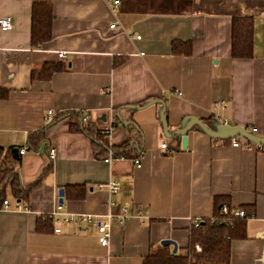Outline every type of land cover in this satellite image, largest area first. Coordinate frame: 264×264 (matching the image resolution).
Segmentation results:
<instances>
[{
	"label": "crops",
	"instance_id": "1",
	"mask_svg": "<svg viewBox=\"0 0 264 264\" xmlns=\"http://www.w3.org/2000/svg\"><path fill=\"white\" fill-rule=\"evenodd\" d=\"M261 1L232 0L214 11L202 0H0V18L11 23L0 27V90L6 91L0 146H25L12 167L20 183L32 184L16 199L9 179L3 181L8 205L0 202V264H140L164 238L184 253L190 224L212 216L215 197L252 212L245 236L230 240L229 264H264V149L254 142L231 146L228 138L196 129L186 132L181 148L161 134L158 104L118 109L139 132L114 115L120 105L159 97L169 128L184 115L206 120L217 113L227 123L255 126L264 137ZM33 2L48 3L52 14L50 37L36 46L29 38ZM233 5L252 14L250 56H230ZM55 64L46 77L30 74ZM32 131L42 133L41 151V144L27 143ZM131 139L136 145L128 143L126 156L106 149ZM109 180L118 181L117 192L98 186ZM121 206L127 215L118 222ZM106 213L112 215L103 245L93 225L60 219L90 214L105 220Z\"/></svg>",
	"mask_w": 264,
	"mask_h": 264
},
{
	"label": "trees",
	"instance_id": "2",
	"mask_svg": "<svg viewBox=\"0 0 264 264\" xmlns=\"http://www.w3.org/2000/svg\"><path fill=\"white\" fill-rule=\"evenodd\" d=\"M211 10H221L226 8L224 0H210ZM208 4V3H207ZM215 6H222L215 8ZM232 6L230 11V56H250L252 37V14L240 13ZM256 8L264 9V1L256 4ZM207 9V8H206ZM51 7L46 2H33L31 5V18L29 28L30 43L33 46L49 39L51 24ZM177 41L172 42L171 49L176 51ZM189 51V43L186 42L184 53ZM46 73L42 70L32 69V77H46L51 71L57 69L59 65H45ZM6 91L0 90V97H4ZM45 140L40 131L30 132L27 136L28 145L36 148ZM101 145H103L100 142ZM17 147L0 146V202L3 200V187L9 179L12 194L16 199L25 197L32 184L23 185L18 181L17 172L13 171V165L18 162V157L13 155L12 149ZM128 140L121 145L110 149L111 156H126ZM224 205L226 211H222L220 206ZM241 208L243 215L232 214V208ZM252 212L245 206H231L223 198H214V210L210 218L198 220L197 226L193 223L188 228V238L184 253L171 252L169 245L157 244L152 247L141 258L140 264H229L230 261V240L245 236V220ZM198 243L200 249L196 250L194 245Z\"/></svg>",
	"mask_w": 264,
	"mask_h": 264
},
{
	"label": "water",
	"instance_id": "3",
	"mask_svg": "<svg viewBox=\"0 0 264 264\" xmlns=\"http://www.w3.org/2000/svg\"><path fill=\"white\" fill-rule=\"evenodd\" d=\"M149 104H158L157 115L160 124L161 134L168 139L174 137L176 140L180 142L181 148H184L186 146V132L189 129L199 130L207 134L208 136L217 139H226L238 135L246 138L248 141L264 145V137L260 136L255 132L249 131L245 126L240 124H230L227 122H221L218 121L217 119L202 120L201 118H198L193 115H184L182 116V118L179 120L178 124L175 127L169 128L165 113V103L164 100L159 97L148 98L138 104L126 103L120 105L116 108L114 115L122 125L127 126L130 124L135 130L139 132L138 128L136 127V125L132 120L130 119L123 120L119 116L118 109L120 107H127L134 110V109L143 108ZM134 142L135 141L132 139L128 141L130 145L134 144L135 146L136 144ZM42 145L43 144H41V147L39 149L40 151L42 150ZM12 152L13 155L16 157L17 156L16 148H13ZM62 192H63L62 187H59L57 190V194H58L57 201L59 203L62 202ZM218 206H220V204ZM159 243L162 245H171V252L176 251V242L170 238L161 239L159 240Z\"/></svg>",
	"mask_w": 264,
	"mask_h": 264
},
{
	"label": "built area",
	"instance_id": "4",
	"mask_svg": "<svg viewBox=\"0 0 264 264\" xmlns=\"http://www.w3.org/2000/svg\"><path fill=\"white\" fill-rule=\"evenodd\" d=\"M117 2H118V0H112L113 5H116ZM113 25H114L113 23L109 24L110 27ZM0 27L2 29H9L11 27V23H10V20L8 17L0 18ZM57 55L59 57H64L65 52L64 51H58ZM216 105H219V102H216ZM50 113H51V110H47L46 118H49ZM215 116L217 117V119L219 121L225 122V118H223L220 114L215 113ZM255 129H256L255 126L248 128V130L251 132H255ZM107 131H108V127H104V132H107ZM228 140H229V143L231 146H239L240 144L244 145V144H250L251 143V141H248L246 138H244V137L239 138L238 136L229 137ZM254 144L258 149H264V145L259 144V143H254ZM160 147L163 149H166V144L164 141L160 142ZM24 149H25V146L19 147L17 149V154H21L24 151ZM47 155H48V158H50V159L53 158V156H54V148L53 147H49L47 149ZM119 157H122V156L120 155ZM131 159H132L135 166H139L140 162H139V159L137 157H133ZM98 186H104V187H106V189L109 192L115 193V192H117V190L119 188V183L116 180H109L105 183H99ZM111 203H113V202H110V204ZM2 204H3V206H7L8 205L7 200L3 199ZM57 207H59V205ZM14 208L20 209L19 204L14 203ZM220 208L222 211H226V208L224 205H220ZM120 212L121 213L118 215V220H117L118 222H122L123 217L127 215V209L124 206H121ZM134 213H135V216H140L139 208L136 207ZM231 213L241 216V215H243V210L241 208L235 207V208H232ZM111 215H112V213H106L105 220H101L96 215H90V214H74V215L64 214L60 219L64 222H72V223H76V224L84 222V223H89V224L93 225L95 227V230L97 233L96 234L97 235V241H98V243L103 245V244H106L108 242V237H109L108 217ZM192 223L194 226H197L198 220H193ZM54 230L58 231L59 228L55 227ZM194 247L196 250L200 249L198 243H196L194 245Z\"/></svg>",
	"mask_w": 264,
	"mask_h": 264
},
{
	"label": "rangeland",
	"instance_id": "5",
	"mask_svg": "<svg viewBox=\"0 0 264 264\" xmlns=\"http://www.w3.org/2000/svg\"><path fill=\"white\" fill-rule=\"evenodd\" d=\"M202 1H204V3L201 4L202 7H205V8H207V9L212 8V5L209 4V2H208V1H210V0H202ZM224 1H225V3H224L225 7H227L226 3H232V4H233L232 0H224ZM207 3H208V4H207ZM214 7H215V8H221L222 6H215V5H214Z\"/></svg>",
	"mask_w": 264,
	"mask_h": 264
}]
</instances>
